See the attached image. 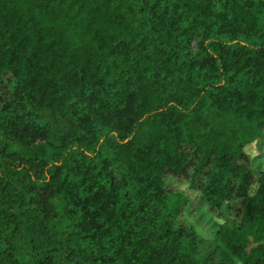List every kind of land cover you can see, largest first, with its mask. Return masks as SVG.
<instances>
[{
  "label": "trees",
  "instance_id": "obj_1",
  "mask_svg": "<svg viewBox=\"0 0 264 264\" xmlns=\"http://www.w3.org/2000/svg\"><path fill=\"white\" fill-rule=\"evenodd\" d=\"M263 135L264 0H0V264H264Z\"/></svg>",
  "mask_w": 264,
  "mask_h": 264
},
{
  "label": "rangeland",
  "instance_id": "obj_2",
  "mask_svg": "<svg viewBox=\"0 0 264 264\" xmlns=\"http://www.w3.org/2000/svg\"><path fill=\"white\" fill-rule=\"evenodd\" d=\"M247 151L252 156L254 169L259 175L264 171V135L256 143L250 145ZM165 181L171 190L182 191L189 195L190 202L185 209L184 218L196 227L203 238H214L223 221L216 218L208 208L200 204L199 198L189 191L188 185L184 181L178 180L174 176H167ZM256 188L257 185L253 186L252 191L255 192ZM233 209L234 207H229L228 211L233 212ZM260 243H264V221L249 224L238 233V244L244 259L258 258L257 247ZM214 264H222V262L216 260Z\"/></svg>",
  "mask_w": 264,
  "mask_h": 264
}]
</instances>
